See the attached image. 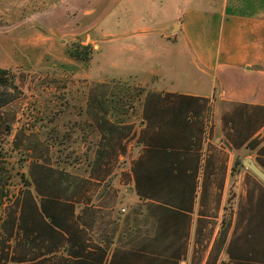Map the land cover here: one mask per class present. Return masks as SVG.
Masks as SVG:
<instances>
[{
	"label": "crops",
	"instance_id": "0c3cea01",
	"mask_svg": "<svg viewBox=\"0 0 264 264\" xmlns=\"http://www.w3.org/2000/svg\"><path fill=\"white\" fill-rule=\"evenodd\" d=\"M63 1L113 36L110 58L129 63L119 77L145 88L123 169L127 211L88 202L99 212L86 242L112 244L106 259L87 246L82 263L106 264L122 236L124 264H264V181L244 163L264 172V0ZM20 25L0 32L1 54L9 41L23 48ZM176 60L190 74L168 73ZM61 254L53 244L48 264Z\"/></svg>",
	"mask_w": 264,
	"mask_h": 264
},
{
	"label": "rangeland",
	"instance_id": "374dc122",
	"mask_svg": "<svg viewBox=\"0 0 264 264\" xmlns=\"http://www.w3.org/2000/svg\"><path fill=\"white\" fill-rule=\"evenodd\" d=\"M78 5L63 0H0V32L15 31L21 22L25 26L23 48L9 41L8 49L0 53V68L7 69L1 77L8 81L0 86V96L9 101L0 108V264H21L23 254L32 258L19 233L13 231L9 237L8 221L27 187L35 186L33 163L66 169L85 181L78 200L114 204V213H126L121 211V200L129 194L123 169L145 88L119 77L128 74V61L110 58L113 48L105 41L113 36L100 39ZM33 14L40 21H34ZM183 66L176 60L168 73L182 75L177 68ZM189 69L185 66L183 72L190 74ZM108 125L115 128L106 136ZM15 139L17 150L10 151ZM123 247L121 243L106 264H124ZM35 264H48V258Z\"/></svg>",
	"mask_w": 264,
	"mask_h": 264
},
{
	"label": "trees",
	"instance_id": "16d2710c",
	"mask_svg": "<svg viewBox=\"0 0 264 264\" xmlns=\"http://www.w3.org/2000/svg\"><path fill=\"white\" fill-rule=\"evenodd\" d=\"M6 70L0 68V86H5L8 82L1 77L2 74L7 73ZM8 102L0 96V108ZM104 112V115L107 114L108 109ZM107 122L110 121L107 120ZM113 128L115 126L112 125L104 128V135L107 136V132L109 133ZM16 141V139L13 141L10 151L17 150ZM1 148L0 146V150ZM1 156L0 151V158ZM32 165L35 168L33 172L35 186L27 187L22 199L17 202V209L12 219L8 221L10 223L9 237L12 236L13 231L16 234L19 233L21 244L28 251H32L30 259L25 254L20 255L19 263L35 264L37 261L47 260L49 249L55 244L58 249L62 248V254L58 257L56 264H84L82 256L87 257L95 253L85 251L87 246L94 243L86 242L83 228L84 226L93 227L99 212L98 208L88 204L90 199H86L84 206H82L81 198L78 200L85 181L57 166L46 163ZM104 241L102 247L94 244L100 259H106L112 244L109 238H105ZM124 242L123 237L120 236V243Z\"/></svg>",
	"mask_w": 264,
	"mask_h": 264
},
{
	"label": "water",
	"instance_id": "95a60500",
	"mask_svg": "<svg viewBox=\"0 0 264 264\" xmlns=\"http://www.w3.org/2000/svg\"><path fill=\"white\" fill-rule=\"evenodd\" d=\"M84 38V35L80 37V39L82 40ZM245 165L251 170L253 171V173L255 175H257L260 179H262L264 181V172L261 171L256 164L253 162V160L251 158H248L245 160Z\"/></svg>",
	"mask_w": 264,
	"mask_h": 264
},
{
	"label": "built area",
	"instance_id": "2783aa9c",
	"mask_svg": "<svg viewBox=\"0 0 264 264\" xmlns=\"http://www.w3.org/2000/svg\"><path fill=\"white\" fill-rule=\"evenodd\" d=\"M121 210H122V211H125L126 209H125V208H122Z\"/></svg>",
	"mask_w": 264,
	"mask_h": 264
}]
</instances>
